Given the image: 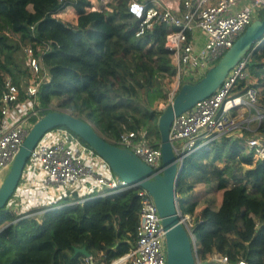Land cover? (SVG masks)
<instances>
[{
    "label": "trees",
    "instance_id": "trees-1",
    "mask_svg": "<svg viewBox=\"0 0 264 264\" xmlns=\"http://www.w3.org/2000/svg\"><path fill=\"white\" fill-rule=\"evenodd\" d=\"M129 1L97 0L93 8L90 0H0V97L4 78L11 76L25 99L30 73L22 52L30 46L45 75L38 89L42 115L65 111L114 145L121 133L134 131L157 147L158 106L167 103L174 80L172 53L165 48L169 26L157 24L137 35L139 20ZM68 9L74 17L64 22L58 15ZM246 55L249 75L231 95L244 94L255 78L256 108L264 113V41ZM243 133L220 134L183 161L176 191L180 213L192 219L200 264H213L214 254L227 257L224 264H264V156L256 158L247 144L257 134L264 137V128ZM210 184L221 192L220 203L198 208L191 193ZM183 193L188 196L181 199ZM38 210L0 211V264H83L75 248H86L95 264H111L135 246L136 189L28 216Z\"/></svg>",
    "mask_w": 264,
    "mask_h": 264
},
{
    "label": "built area",
    "instance_id": "built-area-1",
    "mask_svg": "<svg viewBox=\"0 0 264 264\" xmlns=\"http://www.w3.org/2000/svg\"><path fill=\"white\" fill-rule=\"evenodd\" d=\"M128 8L139 20L137 35L157 24L169 26L165 48L172 53L174 66V80L167 94L170 102L183 83L200 78L232 46L264 10V0H183L178 10L155 0H130ZM196 32L201 34L200 45L195 39ZM24 52L30 73L25 99H19V88L11 76L4 78L0 97V174L9 169L28 130L42 116L38 89L45 75L40 74V59L34 49L27 46ZM247 62L245 55L213 94L174 117L169 137L179 159L184 160L234 128L231 112L237 108L254 109L258 119L264 118V113L256 108L258 88L250 86L242 95H231L235 83L245 77ZM117 144L131 150L153 170H161L159 147L147 144L142 134L123 132ZM247 144L256 158L264 156V137L249 138ZM129 189H136L140 202L137 240L126 255L111 264H165L164 231L151 195L118 179L99 155L66 128L52 129L36 143L6 207L12 203L14 209L10 211L21 214L39 206L30 216ZM186 218L183 217V222ZM91 260V256L84 258L86 264ZM212 260L213 264H224L227 257L214 254Z\"/></svg>",
    "mask_w": 264,
    "mask_h": 264
},
{
    "label": "water",
    "instance_id": "water-1",
    "mask_svg": "<svg viewBox=\"0 0 264 264\" xmlns=\"http://www.w3.org/2000/svg\"><path fill=\"white\" fill-rule=\"evenodd\" d=\"M263 41L264 17H256L200 79L185 82L177 89L157 119L160 136L158 147L161 151L160 171L153 170L131 150L103 138L86 120L60 110L43 114L28 130L0 184V211L6 207L15 192L36 143L50 130L64 127L99 155L118 179L134 185L135 188L145 189L151 195L164 231L165 264H200L195 237L184 224L179 209L180 200L176 187L183 172L184 160L175 155L169 137L170 126L175 116L213 94L251 47ZM77 253L84 258L90 257L86 248H75L73 255Z\"/></svg>",
    "mask_w": 264,
    "mask_h": 264
},
{
    "label": "crops",
    "instance_id": "crops-1",
    "mask_svg": "<svg viewBox=\"0 0 264 264\" xmlns=\"http://www.w3.org/2000/svg\"><path fill=\"white\" fill-rule=\"evenodd\" d=\"M90 1L93 3V8H95V6H97V0H90ZM155 1L160 3V4H164L166 6L172 7V9H174V10H178V9H181L183 0H179V1L178 0H155ZM28 8H29V10H32L31 5L28 6ZM70 12L72 13L71 10H70ZM61 14H59L58 16H60ZM73 17L74 16L72 13V19H73ZM195 39L197 40L196 41L197 44L200 45V43L202 41L200 32L195 33ZM255 82H256V79L252 78L251 79L252 86H254ZM167 103H168V100H167ZM231 113H232L233 117L237 119L236 126L234 127V130H235L234 135L236 137H238V136L246 137L245 135H243V133H242L243 131H249V132L254 133V132H256L257 128L260 125L263 126V128H264V118L258 119L257 113L254 109L252 111V109H250V108H247V107L241 108L240 107V108L233 110ZM227 136L230 137L229 135H227ZM259 136L260 135L257 134L254 137H259ZM33 184H36V182H33ZM83 264H86V263L84 262ZM87 264H95V263L92 259Z\"/></svg>",
    "mask_w": 264,
    "mask_h": 264
},
{
    "label": "rangeland",
    "instance_id": "rangeland-1",
    "mask_svg": "<svg viewBox=\"0 0 264 264\" xmlns=\"http://www.w3.org/2000/svg\"><path fill=\"white\" fill-rule=\"evenodd\" d=\"M179 1V0H178ZM59 18L62 20V21H64V22H66V21H72V13L70 12V10H67V11H65V12H63L60 16H59ZM25 47H27L26 45H25ZM25 47H23V49L25 48ZM24 51L22 52V57L23 56H25L24 54ZM25 60H26V57H25ZM27 64V63H26ZM244 74H245V76L246 75H249V72H248V69L246 68L245 70H244ZM169 103V102H168ZM168 103H164V104H159V106H158V109L159 110H162ZM252 111H253V109H252ZM234 121H235V123H237V119L236 118H234ZM234 128H232V129H229L228 131H226L224 134H227V135H229L231 138H237L235 135H234ZM244 132V131H243ZM242 132V133H243ZM243 135H244V133H243ZM239 137V136H238ZM249 139V138H248ZM5 173L6 172H3V173H1L0 174V184H1V182H2V180H3V178H4V176H5ZM180 197H181V199H183V198H185L186 196H188L186 193H183V194H180L179 195ZM191 196H193L194 197V200L198 203V208H200V207H202V206H204L206 203H208L210 200H212L213 201V205H214V207H216V206H218L219 205V203H220V198H221V192L220 191H217L216 190V188H215V186L213 185V184H210V185H197L195 188H194V190H193V192L191 193ZM38 208H39V206H37ZM6 209H8V210H10V209H14V206H13V204L12 203H10L9 205H8V208L7 207H5ZM197 208V209H198ZM21 209V208H20ZM19 209V210H20ZM18 210V211H19ZM184 217V216H183ZM184 224L190 229V226H191V224H192V219L191 218H189V217H187L186 218V220H185V222H184ZM119 260V259H118ZM118 260H115L116 262L118 261ZM115 261H113V263L115 262ZM118 264H122V263H120V262H118ZM125 264H129L128 262H125Z\"/></svg>",
    "mask_w": 264,
    "mask_h": 264
}]
</instances>
